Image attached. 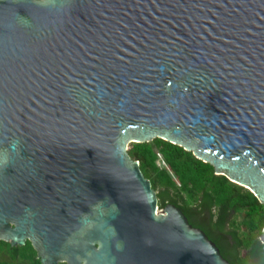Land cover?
<instances>
[{"label": "water", "instance_id": "obj_1", "mask_svg": "<svg viewBox=\"0 0 264 264\" xmlns=\"http://www.w3.org/2000/svg\"><path fill=\"white\" fill-rule=\"evenodd\" d=\"M155 138L264 210V0H0V241L40 264H230L158 208L126 152Z\"/></svg>", "mask_w": 264, "mask_h": 264}, {"label": "trees", "instance_id": "obj_2", "mask_svg": "<svg viewBox=\"0 0 264 264\" xmlns=\"http://www.w3.org/2000/svg\"><path fill=\"white\" fill-rule=\"evenodd\" d=\"M126 152L149 179L159 209L166 204L179 208L230 264H264V243L259 240L264 210L249 190L214 174L211 164L161 139L131 143ZM158 155L162 164L157 163ZM0 264L40 263L28 241L16 247L0 241Z\"/></svg>", "mask_w": 264, "mask_h": 264}, {"label": "rangeland", "instance_id": "obj_3", "mask_svg": "<svg viewBox=\"0 0 264 264\" xmlns=\"http://www.w3.org/2000/svg\"><path fill=\"white\" fill-rule=\"evenodd\" d=\"M159 156H160V155H159ZM158 159H159V160L157 161V163H158V164H162V161H161L162 158H161V157H158ZM162 166H163V165H162Z\"/></svg>", "mask_w": 264, "mask_h": 264}, {"label": "built area", "instance_id": "obj_4", "mask_svg": "<svg viewBox=\"0 0 264 264\" xmlns=\"http://www.w3.org/2000/svg\"><path fill=\"white\" fill-rule=\"evenodd\" d=\"M158 157H160V156L158 155ZM162 163H163V161H162Z\"/></svg>", "mask_w": 264, "mask_h": 264}]
</instances>
